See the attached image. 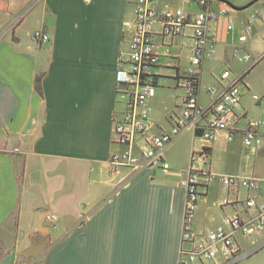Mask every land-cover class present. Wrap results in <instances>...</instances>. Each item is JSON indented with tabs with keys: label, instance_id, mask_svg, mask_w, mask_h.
Instances as JSON below:
<instances>
[{
	"label": "crops",
	"instance_id": "obj_1",
	"mask_svg": "<svg viewBox=\"0 0 264 264\" xmlns=\"http://www.w3.org/2000/svg\"><path fill=\"white\" fill-rule=\"evenodd\" d=\"M228 1L245 7L254 0ZM135 3L0 0V264H179L188 247L182 241V181L192 152L204 144L194 131H185L164 149L166 169H109L111 154L123 149L114 142V117L123 110L116 76L128 50ZM208 3L229 7L218 0ZM155 5L191 14L203 9L197 0H157ZM263 7L264 0L241 10L229 7L227 16L212 22L207 46L214 54L201 69L202 105L209 101L211 84L202 89L206 68L225 63L234 68L224 69L233 77L245 76L250 88L238 107L245 115L241 129L251 118L264 119V101L256 103L250 95L264 92V20L253 22L248 40L240 41L251 15ZM38 28L49 34L47 43L33 38ZM258 41L261 48L255 46ZM173 43L178 68L165 61L159 70L176 82L175 75L189 66L192 40L178 37ZM245 53L262 59L249 68L240 58ZM149 103L152 107L153 93ZM152 119L155 131L172 125L169 116L152 113ZM211 165L217 174L259 178V190L232 191L219 180L210 184L194 219L197 234L229 228L228 218L249 196L264 202V145L247 150L241 133L229 140L228 132L218 131ZM49 213L58 214L59 221L48 222ZM255 239L264 241V231ZM238 240L243 248L251 247L248 238L239 235ZM235 264H264V246Z\"/></svg>",
	"mask_w": 264,
	"mask_h": 264
},
{
	"label": "built area",
	"instance_id": "obj_2",
	"mask_svg": "<svg viewBox=\"0 0 264 264\" xmlns=\"http://www.w3.org/2000/svg\"><path fill=\"white\" fill-rule=\"evenodd\" d=\"M156 1L136 0L135 3L128 50L121 57V67L116 76V95L123 104V110L114 117V142L123 149L111 154L109 169L112 173L119 172L122 167L166 169L164 149L185 131H194L204 144L192 152L187 177L182 181L186 190L182 241L188 247L182 249L179 264H235L264 246V241L255 239L264 231V202L259 200V196L252 195L241 202L242 209L227 220L229 228L218 226L197 234L193 223L201 196L216 180L232 191L239 188L259 190L260 180L255 176L215 173L211 165V143L218 131L228 132L229 140L241 133L246 149L254 151L264 145V119L251 118L244 129L238 126L245 116L239 113L238 107L244 92L250 87L245 83L244 75L233 77L229 69L220 74L216 84L207 88L208 103H200L202 65L207 57L214 54V49L207 46L209 27L212 22L227 16L229 7L211 8L208 0H197L203 9L191 14L178 7L158 8ZM258 19L264 20V7L251 15L249 23L242 29L241 42L248 40L253 31L251 24ZM126 25L131 23L126 22ZM189 28L192 30L190 34ZM228 28H233L232 20ZM156 36H161L162 42H157ZM187 36L192 40L189 66L183 73L175 75L176 86L183 90L177 106L179 111L169 113L170 129L155 131L149 98L162 77L159 68L165 61L178 68V57L172 53L173 40ZM33 38L41 44L50 40L43 28L34 30ZM237 54L238 47L234 52L235 56ZM240 58L252 68L262 56L245 53ZM253 100L256 103L264 101V92L254 93ZM59 219L55 213L46 215L50 223H57ZM239 235L250 240L249 249L242 247Z\"/></svg>",
	"mask_w": 264,
	"mask_h": 264
},
{
	"label": "rangeland",
	"instance_id": "obj_3",
	"mask_svg": "<svg viewBox=\"0 0 264 264\" xmlns=\"http://www.w3.org/2000/svg\"><path fill=\"white\" fill-rule=\"evenodd\" d=\"M255 46L261 48L263 43L258 41ZM225 67H228L231 71H234L232 66H227L225 63L216 65L212 69L206 68L203 75L202 89H204L206 83L208 82L211 83L210 85H213L217 80L216 76L218 77L223 72ZM160 81L161 82L155 87L153 92L154 103L152 106V113L155 115L157 114V116H168L169 112H172L173 109H175L177 96L181 95L183 90L176 88V82H174L173 78L169 76H162ZM250 93L252 96L254 93L260 94L261 92L254 90V92L251 91Z\"/></svg>",
	"mask_w": 264,
	"mask_h": 264
},
{
	"label": "water",
	"instance_id": "obj_4",
	"mask_svg": "<svg viewBox=\"0 0 264 264\" xmlns=\"http://www.w3.org/2000/svg\"><path fill=\"white\" fill-rule=\"evenodd\" d=\"M220 2H223L225 4H227L229 7H231L232 9H235V10H241V9H245V8H248L250 5H252L253 3L259 1V0H254L251 4L245 6V7H239V6H236L235 4H233L232 2L228 1V0H218Z\"/></svg>",
	"mask_w": 264,
	"mask_h": 264
}]
</instances>
